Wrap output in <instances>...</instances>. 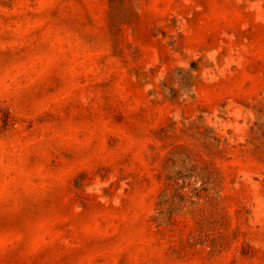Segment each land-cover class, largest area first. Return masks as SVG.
Here are the masks:
<instances>
[{
	"label": "rangeland",
	"instance_id": "374dc122",
	"mask_svg": "<svg viewBox=\"0 0 264 264\" xmlns=\"http://www.w3.org/2000/svg\"><path fill=\"white\" fill-rule=\"evenodd\" d=\"M0 264H264V0H0Z\"/></svg>",
	"mask_w": 264,
	"mask_h": 264
}]
</instances>
